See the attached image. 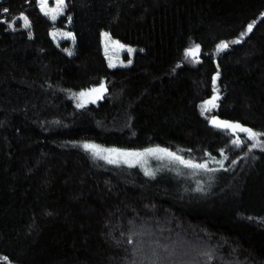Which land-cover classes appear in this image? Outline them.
<instances>
[{
	"label": "trees",
	"instance_id": "16d2710c",
	"mask_svg": "<svg viewBox=\"0 0 264 264\" xmlns=\"http://www.w3.org/2000/svg\"><path fill=\"white\" fill-rule=\"evenodd\" d=\"M65 5L52 21L0 0V264H264V149L209 126L264 133V0ZM103 33L134 49L127 66ZM85 144L206 166L154 177Z\"/></svg>",
	"mask_w": 264,
	"mask_h": 264
},
{
	"label": "rangeland",
	"instance_id": "374dc122",
	"mask_svg": "<svg viewBox=\"0 0 264 264\" xmlns=\"http://www.w3.org/2000/svg\"><path fill=\"white\" fill-rule=\"evenodd\" d=\"M39 6V5H38ZM56 0H48V8L54 9L56 8ZM40 8V7H39ZM43 13V12H42ZM44 14V13H43ZM60 13L50 12L48 15H45L49 20L53 15L57 16ZM65 33H69L66 30H54L52 32V38L56 40H67L69 43L72 42V35L66 36ZM107 33L102 34V46L105 58L107 60L108 65L111 68H119L124 67L129 64V60L131 55L133 54L134 49L128 45H123L117 43L116 40H113ZM122 46V47H121ZM131 49L132 51H129ZM191 58H195L192 57ZM89 97L88 99H90ZM257 147L264 149V137L258 136L256 137ZM96 146V145H95ZM98 147V146H97ZM96 150L97 154L94 152V148L88 149L89 151L93 152L95 156L102 157L108 161L109 164L117 166V165H125L129 167H140L142 171H144L148 175H153L161 168H164L165 164L169 162H177L186 167H192L188 164L184 163L183 161H187L184 159H177L176 155H169L170 151H159V149L153 147L150 148L156 151H148L150 149L142 150V151H133V150H125V149H117V148H100ZM115 150V151H109ZM125 153H139L140 155H125ZM113 161V162H109ZM165 169V168H164ZM163 169V170H164ZM169 169V168H166ZM149 172V173H148ZM151 176V177H153ZM155 177V176H154Z\"/></svg>",
	"mask_w": 264,
	"mask_h": 264
},
{
	"label": "snow or ice",
	"instance_id": "6c2138e0",
	"mask_svg": "<svg viewBox=\"0 0 264 264\" xmlns=\"http://www.w3.org/2000/svg\"><path fill=\"white\" fill-rule=\"evenodd\" d=\"M37 3L40 7V10L41 12H43L45 15H48L50 12H55V13H61L64 9V7L66 6L65 5V0H56V5L57 7L54 8V9H49L48 8V0H37ZM3 12L7 13L8 12V9H3ZM53 20L56 19V16L53 15L51 17ZM18 19H22L23 22H24V26L25 27H30V21L28 19V17L26 15H24L23 13H21L20 17ZM71 18L69 17V20ZM5 21L3 20H0V23H4ZM13 25L12 24H9V27H12ZM252 30V25H249L248 26V31H251ZM66 36H71L72 34L71 33H65ZM107 35V34H105ZM118 43V42H117ZM228 45L226 43H221L220 45H218V48H226ZM122 47V46H121ZM129 51H132L131 49H129ZM199 51V45H196L195 48L193 49H189L188 52L186 54L188 55H193L195 56ZM71 54V53H70ZM215 80H216V77L213 78V82L215 83ZM103 85H101V88L100 89H93L92 91L93 92H100L102 89H103ZM81 96L85 95L84 93H80ZM215 99H217V97H213V99L211 101H206L205 103L206 104H213L214 105V101ZM212 123L214 125H216L217 127H223V128H227V129H232V130H239L241 132H244V133H247L249 138H256L260 135H264V133H256L254 132L252 129L250 128H246V127H243L242 125L236 123V124H233V123H229V122H224V121H218L216 119H213L212 120ZM233 143L239 145L240 143H242V141H240L239 139L233 141ZM256 145H253V147H255ZM97 146L95 145H89V144H85L84 145V148L85 149H92V148H96ZM109 151H115V150H109ZM148 151H156V150H148ZM159 151H166L165 149H159ZM125 155H140L139 153H125ZM169 155H175L174 153H169ZM177 159H181L180 157H176ZM110 163L113 162V161H109ZM184 163L188 164L189 166H192V167H196V168H204L206 165L205 164H192L190 161H183ZM6 259V258H5Z\"/></svg>",
	"mask_w": 264,
	"mask_h": 264
},
{
	"label": "water",
	"instance_id": "95a60500",
	"mask_svg": "<svg viewBox=\"0 0 264 264\" xmlns=\"http://www.w3.org/2000/svg\"><path fill=\"white\" fill-rule=\"evenodd\" d=\"M199 54H200V48H199L198 53H197L195 56H193V55H191V56H192V57H198ZM213 119L218 120V119L215 118V117H210V118H209V126L216 127V128H223V127H217L216 125H214V124L212 123V120H213ZM218 121H224V120H218ZM224 122H225V121H224Z\"/></svg>",
	"mask_w": 264,
	"mask_h": 264
}]
</instances>
